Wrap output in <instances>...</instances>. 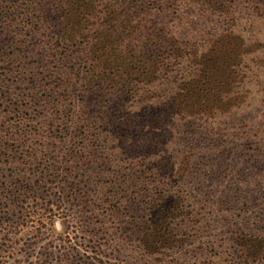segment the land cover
I'll use <instances>...</instances> for the list:
<instances>
[{"label": "trees", "instance_id": "obj_1", "mask_svg": "<svg viewBox=\"0 0 264 264\" xmlns=\"http://www.w3.org/2000/svg\"><path fill=\"white\" fill-rule=\"evenodd\" d=\"M224 1L0 0V60L4 61L0 63L15 64L18 58L13 54L23 55L21 46L29 50L30 34L39 28L42 39L34 48L41 47L42 42L43 51L30 68L60 61L70 68L69 74L54 76L51 81L54 94L62 99L53 98L51 93L46 98L59 105L57 109H66L63 101L70 100L67 105L77 102L86 116V136L120 139L119 150L129 163L114 168L107 185L113 198L137 200L144 207L130 234L138 248L143 245L148 250L141 249L142 256L148 258L170 256L178 242L186 244L189 239L201 241L207 250L221 241L217 233L227 227V237L222 241L230 257L227 264H264V136H227L229 131L220 133L217 127L218 119H231L244 104L235 75L243 57L222 54L218 46L225 32L217 35L194 28L195 17L205 18L199 15L209 8L217 12L218 5L225 6ZM20 23L24 24L22 30L18 29ZM8 49L12 50L5 52ZM16 67L15 80L22 82L21 63ZM2 68L0 64V71ZM7 82L0 74V92ZM74 90L80 94L73 95ZM12 112L5 134L30 135L23 127L20 106ZM190 125L204 130L205 136H187ZM241 145L237 156L246 165L244 173H232L227 179V165L221 156ZM184 156L187 164L181 162ZM156 166L161 173L173 176L180 171L182 181L192 175L197 191L204 190L207 200H203L201 211L209 214L201 220L206 224L205 232L196 231L195 224L179 232L173 222L166 223V215L172 214L181 200L180 192L171 191L180 187L168 190V183H164V189H143L146 179L151 183L156 179ZM211 168L212 179L217 180L221 172L232 186L204 185L203 174ZM234 191L240 194L236 203L210 201L217 195L231 196ZM207 201L212 203L208 206ZM221 210L227 214L213 220L212 215ZM160 224L162 229H158ZM162 230L169 242L158 239L157 232Z\"/></svg>", "mask_w": 264, "mask_h": 264}, {"label": "rangeland", "instance_id": "obj_2", "mask_svg": "<svg viewBox=\"0 0 264 264\" xmlns=\"http://www.w3.org/2000/svg\"><path fill=\"white\" fill-rule=\"evenodd\" d=\"M224 4L218 5L217 12L209 8L199 15L205 18L194 19L197 30L206 29L217 35L225 32L226 37L218 46L223 55L243 57L235 75L244 104L235 110L231 119H218L217 127L220 133L229 131L227 136H264V0L261 3L260 0H225ZM23 25L20 23L18 29L22 30ZM228 28L230 30L226 31ZM30 35L29 50L21 46L23 55L13 54L22 65V82L15 80L17 62L0 63L3 66L0 74L8 79L0 92V264H227L230 257L227 245L222 243L227 237V227L220 228L223 233H217L216 238L221 241L207 250H203L201 241L189 239L186 244L178 242L170 256L161 254L158 259L142 256L141 249L145 247L138 248L139 243L130 233L144 207L137 200L113 198L107 185L113 169L129 163L124 160L122 149L119 150L122 148L120 139L86 136V116L77 102L67 105L71 101H63L66 109H57L59 105L46 98V94L51 93L53 98L62 99L54 94L55 84L51 81L54 76L69 74L70 68L65 61L30 68L43 51L42 42L41 47L34 48L35 42L42 39V31L34 28ZM8 64L10 67L4 69ZM79 94L78 90L73 91V95ZM22 96L25 103L20 102ZM18 105L24 112L23 127L31 132L28 136L5 134L7 120L14 116L12 111ZM195 128L188 126L190 135L187 136H205L204 130ZM241 149L242 145L227 149L221 156V161L227 165V179L232 173H244L246 165L243 158L237 156ZM185 160V156L181 158V162L187 164ZM159 167L154 169L156 179L152 183L146 179L142 187L164 189V183H168V190L180 187L171 191L172 194L180 192L181 200L178 208L166 215V223L173 222L172 226L179 232L191 224H195L196 231L205 232L207 227L201 220L209 214H205V209L201 211L203 200H207L204 190L197 191L192 175L182 181L180 171L173 176L169 172L161 173ZM213 172L211 168L203 174L204 185L232 186L222 178L221 172L217 180L212 179ZM161 174L167 176L162 178ZM139 187L140 183L134 189ZM210 193L215 194L212 189ZM232 193L231 196L217 195L210 201L223 205L236 203L240 194ZM212 202L206 204L209 206ZM210 208L215 211V207ZM226 214L224 210L216 211L212 219ZM163 227L160 224L158 229ZM157 233L160 242L170 241L164 237L163 230ZM201 251L208 253L204 255Z\"/></svg>", "mask_w": 264, "mask_h": 264}]
</instances>
